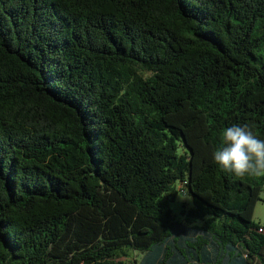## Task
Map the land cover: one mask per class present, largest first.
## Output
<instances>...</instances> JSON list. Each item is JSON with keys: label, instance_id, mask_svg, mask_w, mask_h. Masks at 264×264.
Listing matches in <instances>:
<instances>
[{"label": "trees", "instance_id": "16d2710c", "mask_svg": "<svg viewBox=\"0 0 264 264\" xmlns=\"http://www.w3.org/2000/svg\"><path fill=\"white\" fill-rule=\"evenodd\" d=\"M233 125L264 139V0H0V264H264Z\"/></svg>", "mask_w": 264, "mask_h": 264}, {"label": "clouds", "instance_id": "9594fccd", "mask_svg": "<svg viewBox=\"0 0 264 264\" xmlns=\"http://www.w3.org/2000/svg\"><path fill=\"white\" fill-rule=\"evenodd\" d=\"M221 142L213 160L222 172L236 178L264 176V139L246 125H233L222 130Z\"/></svg>", "mask_w": 264, "mask_h": 264}, {"label": "rangeland", "instance_id": "374dc122", "mask_svg": "<svg viewBox=\"0 0 264 264\" xmlns=\"http://www.w3.org/2000/svg\"><path fill=\"white\" fill-rule=\"evenodd\" d=\"M261 53L263 52V50L260 51ZM183 148L179 149V152H182ZM186 188L183 187V191H179L177 194V197L175 199V201L170 203V207L172 210V213L174 214L175 218L178 220L179 218L182 217V215L180 214V210L182 209V205L185 202L186 203V207H190L191 204V197L190 195L186 192ZM262 199L259 200L254 207L253 210V220L259 224L264 225V194H261ZM181 233V232H180ZM184 233V232H182ZM211 254H214L215 252V248H210ZM141 253L139 252H133L131 255V258L133 259V257H135L138 261H140L141 259L140 256ZM130 258V259H131ZM192 264H199V262H196L195 260L191 261Z\"/></svg>", "mask_w": 264, "mask_h": 264}, {"label": "built area", "instance_id": "2783aa9c", "mask_svg": "<svg viewBox=\"0 0 264 264\" xmlns=\"http://www.w3.org/2000/svg\"><path fill=\"white\" fill-rule=\"evenodd\" d=\"M261 230V229H260Z\"/></svg>", "mask_w": 264, "mask_h": 264}]
</instances>
